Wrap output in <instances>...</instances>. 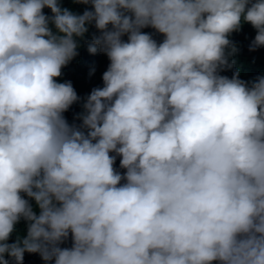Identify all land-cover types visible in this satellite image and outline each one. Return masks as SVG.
<instances>
[{
	"label": "clouds",
	"instance_id": "clouds-1",
	"mask_svg": "<svg viewBox=\"0 0 264 264\" xmlns=\"http://www.w3.org/2000/svg\"><path fill=\"white\" fill-rule=\"evenodd\" d=\"M73 3L0 0V264H264V74L221 75L264 0ZM85 44L109 65L81 98Z\"/></svg>",
	"mask_w": 264,
	"mask_h": 264
},
{
	"label": "trees",
	"instance_id": "trees-1",
	"mask_svg": "<svg viewBox=\"0 0 264 264\" xmlns=\"http://www.w3.org/2000/svg\"><path fill=\"white\" fill-rule=\"evenodd\" d=\"M62 6L70 10L82 13L85 10L84 5L75 4L73 0H61ZM46 15H51L49 9H44ZM145 33H151L157 42H161L164 37L156 34L153 29L146 28L142 30ZM95 32L94 27L90 28V34ZM255 29L247 23H242L241 30L234 32L230 36V40L237 46L238 52L232 58L236 61L235 68L230 71L222 72L221 75L232 77L236 69L240 71V79L250 81L258 75L264 74V47L258 48L256 51H249V45L255 38ZM127 40V36L124 37ZM109 65L108 58L100 54H90L87 51V45H83L79 49V55L71 61L66 67L62 69L61 77L57 78V82L63 83L71 81L76 93L79 97L84 98L90 94L91 90L96 87H102V75L107 70ZM94 69V74L90 72ZM81 111L80 105H73L69 111L64 113L65 118L71 124L74 120L75 114ZM78 123V121H77ZM120 158L117 157L114 167L120 171L119 168ZM34 203V202H33ZM17 235H26L25 222L21 221L16 226V232L10 237L9 243L15 242ZM70 239L65 246H70ZM23 264H45L39 254L25 253ZM54 264V262H53Z\"/></svg>",
	"mask_w": 264,
	"mask_h": 264
}]
</instances>
